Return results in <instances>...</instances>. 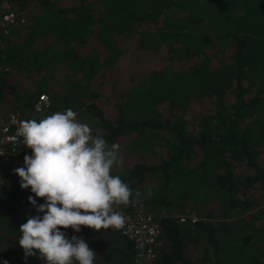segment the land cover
<instances>
[{"label": "trees", "instance_id": "16d2710c", "mask_svg": "<svg viewBox=\"0 0 264 264\" xmlns=\"http://www.w3.org/2000/svg\"><path fill=\"white\" fill-rule=\"evenodd\" d=\"M12 3L25 23L0 49V112L39 121L71 108L118 143L112 174L159 226L155 264H264V0ZM19 183L0 177V259L44 264L18 244L37 215ZM64 231L94 264H133L111 228Z\"/></svg>", "mask_w": 264, "mask_h": 264}, {"label": "clouds", "instance_id": "9594fccd", "mask_svg": "<svg viewBox=\"0 0 264 264\" xmlns=\"http://www.w3.org/2000/svg\"><path fill=\"white\" fill-rule=\"evenodd\" d=\"M76 117L68 108L39 121H21L17 129L31 155H25L23 166L13 171L19 187L33 194L28 203L37 213L19 228L25 260L36 256L44 264H94L96 253L88 242L64 230L124 226L114 205H127L131 190L112 174L119 164L120 145L93 135L91 127ZM38 198L43 203L38 204ZM0 264L9 262L0 259Z\"/></svg>", "mask_w": 264, "mask_h": 264}, {"label": "built area", "instance_id": "2783aa9c", "mask_svg": "<svg viewBox=\"0 0 264 264\" xmlns=\"http://www.w3.org/2000/svg\"><path fill=\"white\" fill-rule=\"evenodd\" d=\"M24 13L12 3V0L0 1V49L3 39L8 35L12 26L24 24ZM0 57V73L8 69ZM35 110L39 111L48 106L47 95H40ZM24 121L18 114L5 115L0 112V177L13 176L14 169L23 166L25 155H31V149L23 143V138L18 135L17 129L20 122ZM114 210L124 217V226L120 229L111 228L127 241L134 245L135 255L133 264H155L156 249L160 247L159 226L153 216L146 212L136 201L129 199L127 205H114ZM194 223L198 221L195 213L188 215ZM181 217V221H185Z\"/></svg>", "mask_w": 264, "mask_h": 264}, {"label": "crops", "instance_id": "0c3cea01", "mask_svg": "<svg viewBox=\"0 0 264 264\" xmlns=\"http://www.w3.org/2000/svg\"><path fill=\"white\" fill-rule=\"evenodd\" d=\"M114 239L116 240L115 243H121L122 242L121 237H119V235H117L116 233H114Z\"/></svg>", "mask_w": 264, "mask_h": 264}, {"label": "rangeland", "instance_id": "374dc122", "mask_svg": "<svg viewBox=\"0 0 264 264\" xmlns=\"http://www.w3.org/2000/svg\"><path fill=\"white\" fill-rule=\"evenodd\" d=\"M114 79H117V77H114ZM118 80V79H117ZM104 109L106 110L107 109V107H106V105H104ZM81 118H85V117H83V116H81ZM86 119V118H85ZM88 122V121H87ZM89 123V122H88ZM89 125H90V123H89Z\"/></svg>", "mask_w": 264, "mask_h": 264}]
</instances>
